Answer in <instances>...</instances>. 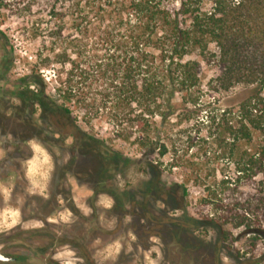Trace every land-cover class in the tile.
Listing matches in <instances>:
<instances>
[{
    "label": "trees",
    "instance_id": "1",
    "mask_svg": "<svg viewBox=\"0 0 264 264\" xmlns=\"http://www.w3.org/2000/svg\"><path fill=\"white\" fill-rule=\"evenodd\" d=\"M41 1L46 18L32 21V37L41 40L34 69L25 76L28 86L14 93L17 124L35 137L66 127L72 163L103 181L111 168L134 162L79 125L107 122L113 136L137 148L143 169L154 170L145 193L154 181L167 186L161 158L172 153L169 167L189 171L173 182L181 196L191 183L204 204L221 207V243L230 258L249 259L226 243L228 222L240 228L237 236L251 235L253 247L261 243L264 257V0L30 3L38 8ZM209 64L219 72L204 84L202 67ZM43 69L53 76L47 80ZM55 120L66 124L57 128ZM200 156L221 159L220 176L202 173Z\"/></svg>",
    "mask_w": 264,
    "mask_h": 264
},
{
    "label": "rangeland",
    "instance_id": "2",
    "mask_svg": "<svg viewBox=\"0 0 264 264\" xmlns=\"http://www.w3.org/2000/svg\"><path fill=\"white\" fill-rule=\"evenodd\" d=\"M20 1L0 0V251L24 255L26 260L0 264H264L262 244L253 247L251 235L237 236L240 228H232L228 222L224 225L229 231L226 243L233 251L240 248L249 259L239 263L230 258L221 243V207L217 202L204 204L191 183L187 184L189 195L181 196V187L173 182H181L189 171L169 167L172 153L161 158L167 186L162 189L154 181L152 191L145 193V179L154 176V170H144L137 148L113 136L105 121L79 125L134 162L117 171L111 168L103 181L91 177V170L85 168L77 172L86 184L66 173L71 167L66 164L69 154L67 147L60 150L59 146H69L72 140L66 127L61 128L64 121H53L61 128L56 146L43 133V144L26 140L33 131L17 124L15 112L20 102L14 93L28 86L25 76L34 69L41 40L32 37V21L44 18V4L41 1L37 8L30 0ZM202 70L204 84L219 72L213 64ZM41 72L47 80L53 76L50 69ZM211 94L221 98V92ZM22 116L28 120L27 111ZM194 157L196 160L197 155ZM79 159L90 167L89 156ZM153 159L160 160L156 154ZM198 160H203L202 173L220 176L221 159L200 156ZM37 227L41 228L38 234L33 230ZM51 231L58 232V237Z\"/></svg>",
    "mask_w": 264,
    "mask_h": 264
},
{
    "label": "flooded vegetation",
    "instance_id": "3",
    "mask_svg": "<svg viewBox=\"0 0 264 264\" xmlns=\"http://www.w3.org/2000/svg\"><path fill=\"white\" fill-rule=\"evenodd\" d=\"M40 133V132H39ZM44 134V136L48 139V141L49 142H51V143H53L54 145L53 146H56V143H55V141H56V139H57V134L56 135H53V136H49L46 132H41L39 135H38V137H35V136H33V134L32 133H30V135H28L27 137H26V140H32V139H37L41 144H43L42 142H41V137H40V135L41 134ZM64 140V139H63ZM72 142V141H71ZM59 148H60V150H64V149H66V146L65 145H60L59 146ZM67 152H68V154H69V158H68V162L69 163H66L67 165H70L71 167H67L68 169L66 170V173L68 172L69 173V176L71 177V178H73L75 181H77L78 183L80 182V183H84V184H86L85 182H83V179H81V176L79 175V173L77 172V170L79 169V168H81V167H79L78 165H76V164H74V163H72V155H71V153L69 152V150H68V148H67ZM64 181H65V179H64ZM67 181H68V183H69V179H67ZM86 182H89L90 183V180L89 179H86L85 180ZM70 184V183H69ZM58 194V193H57ZM47 218V217H46ZM41 228L40 227H37V228H34L33 230H40ZM44 231H47V230H43V232ZM57 231V230H56ZM55 231V232H56ZM47 232H49V231H47ZM55 232H53V231H51L50 233H51V235L54 237V238H57L58 237V232L57 233H55ZM60 237H62V233L59 235ZM74 240V239H73ZM75 240H76V238H75ZM77 241H80V240H77ZM3 253V252H2ZM5 254V253H4ZM9 259L8 260H5V261H2V260H0L1 262H12V263H16L17 261H14V256H11V255H7V254H5ZM19 263H20V261H19Z\"/></svg>",
    "mask_w": 264,
    "mask_h": 264
},
{
    "label": "water",
    "instance_id": "4",
    "mask_svg": "<svg viewBox=\"0 0 264 264\" xmlns=\"http://www.w3.org/2000/svg\"><path fill=\"white\" fill-rule=\"evenodd\" d=\"M9 258L4 254V253H2L1 251H0V260H2V261H5V260H8Z\"/></svg>",
    "mask_w": 264,
    "mask_h": 264
},
{
    "label": "crops",
    "instance_id": "5",
    "mask_svg": "<svg viewBox=\"0 0 264 264\" xmlns=\"http://www.w3.org/2000/svg\"><path fill=\"white\" fill-rule=\"evenodd\" d=\"M34 156H35V153H33V154H32V156H31L30 158H32V157H34ZM45 187H46V182H44V185H43V186H41V189H42V190H44V189H45ZM42 190H41V191H42Z\"/></svg>",
    "mask_w": 264,
    "mask_h": 264
}]
</instances>
